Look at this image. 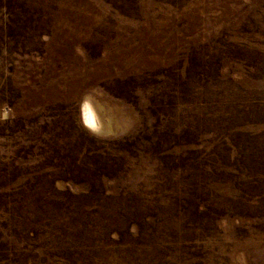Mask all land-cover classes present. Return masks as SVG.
Listing matches in <instances>:
<instances>
[{"label": "rangeland", "instance_id": "obj_1", "mask_svg": "<svg viewBox=\"0 0 264 264\" xmlns=\"http://www.w3.org/2000/svg\"><path fill=\"white\" fill-rule=\"evenodd\" d=\"M0 264H264V0H0Z\"/></svg>", "mask_w": 264, "mask_h": 264}, {"label": "bare ground", "instance_id": "obj_2", "mask_svg": "<svg viewBox=\"0 0 264 264\" xmlns=\"http://www.w3.org/2000/svg\"><path fill=\"white\" fill-rule=\"evenodd\" d=\"M87 112H88V111H87ZM88 113H89V112H88ZM92 114H93V113H92ZM92 114H91V115H92ZM90 119H91V122L93 121V119L95 120V117H94V115H93V116H91V117H90Z\"/></svg>", "mask_w": 264, "mask_h": 264}, {"label": "trees", "instance_id": "obj_3", "mask_svg": "<svg viewBox=\"0 0 264 264\" xmlns=\"http://www.w3.org/2000/svg\"><path fill=\"white\" fill-rule=\"evenodd\" d=\"M202 76L204 77L205 75H202ZM206 79H208L207 76H206V78H204V81H207Z\"/></svg>", "mask_w": 264, "mask_h": 264}]
</instances>
